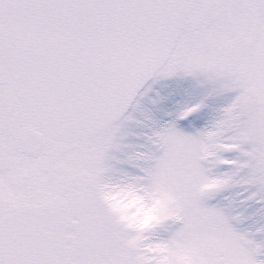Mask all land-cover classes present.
<instances>
[{
    "label": "snow or ice",
    "instance_id": "snow-or-ice-1",
    "mask_svg": "<svg viewBox=\"0 0 264 264\" xmlns=\"http://www.w3.org/2000/svg\"><path fill=\"white\" fill-rule=\"evenodd\" d=\"M0 264H264V0H0Z\"/></svg>",
    "mask_w": 264,
    "mask_h": 264
}]
</instances>
